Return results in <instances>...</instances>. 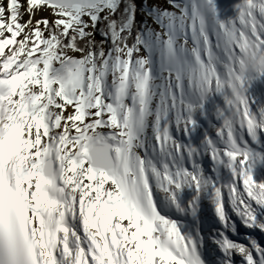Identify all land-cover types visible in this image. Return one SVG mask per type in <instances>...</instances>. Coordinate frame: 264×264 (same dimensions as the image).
<instances>
[{
  "label": "snow or ice",
  "instance_id": "obj_1",
  "mask_svg": "<svg viewBox=\"0 0 264 264\" xmlns=\"http://www.w3.org/2000/svg\"><path fill=\"white\" fill-rule=\"evenodd\" d=\"M0 264H264V0H0Z\"/></svg>",
  "mask_w": 264,
  "mask_h": 264
}]
</instances>
